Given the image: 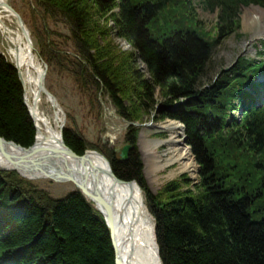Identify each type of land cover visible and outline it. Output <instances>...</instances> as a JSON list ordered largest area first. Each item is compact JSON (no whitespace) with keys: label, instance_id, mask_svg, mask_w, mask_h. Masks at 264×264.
<instances>
[{"label":"trees","instance_id":"16d2710c","mask_svg":"<svg viewBox=\"0 0 264 264\" xmlns=\"http://www.w3.org/2000/svg\"><path fill=\"white\" fill-rule=\"evenodd\" d=\"M171 1L176 0L38 3L48 17L60 16L68 24L74 55H60L68 65V71L66 67L60 71L68 72L78 93L90 97L97 114L98 95L103 93L119 116L134 123L135 110L148 116L159 95L166 103L159 118L184 125L199 178L187 191L180 190V183L188 187L190 182L181 178L158 195L146 188L133 126L125 137L133 147L128 159L118 162L114 153L106 154L119 179L135 180L143 190L162 264H264V108L247 109L251 96L243 89L253 78L250 75L262 73L263 68L251 72L246 64L239 65L219 71L215 81V76L207 75L214 48L239 28V5H247L248 0H206V9L219 8L215 38L197 25L170 22L164 13ZM105 15L136 53L127 54L124 62L128 82L120 80L123 70H112L113 59L101 48L100 40L111 35L98 26ZM156 22L159 28L153 26ZM38 41L40 57L49 69L61 67L49 44L39 37ZM136 63L146 69L147 78ZM135 94L137 104L129 107L127 100ZM180 99L181 106L169 107ZM239 110L242 116L234 117L232 113ZM35 134L18 73L0 55V136L29 147ZM63 139L77 155L87 149L71 127L63 131ZM221 144L235 151L223 150ZM231 156L233 160L228 159ZM239 160L244 161L243 168ZM17 176L0 173V202L15 206L12 225L5 219L0 222V264H115L109 230L81 194L72 191L53 199ZM4 214L5 210L0 217Z\"/></svg>","mask_w":264,"mask_h":264},{"label":"rangeland","instance_id":"374dc122","mask_svg":"<svg viewBox=\"0 0 264 264\" xmlns=\"http://www.w3.org/2000/svg\"><path fill=\"white\" fill-rule=\"evenodd\" d=\"M6 1L12 5L28 25L36 55L40 58L39 37V40L46 41L49 44V50L53 54H57L61 59L60 64H62V66L53 67L54 70L51 71L41 57L44 69L48 67L47 69L49 72H47L46 89L55 95L61 105L64 119L63 131L66 127H71L84 139L87 148L84 154L91 151L98 152L105 158H107L106 154L111 156V153H114L116 157H119L120 151L124 146H132L125 141V137L129 132V126H133L137 130L135 146L142 162V173L145 179V185L151 193L158 195L162 192L165 186L174 183L179 180V178H181V180L187 179L190 182L188 187H185L186 184L180 183L179 188L181 191H187L192 188L193 185L199 183L198 165L192 156L189 145H187L186 138H184L185 131L183 126H181L182 124L178 120L159 118V112L160 109H162V105H166L163 98L157 94L159 98L156 102L155 108L151 111V114L147 116L142 110H135V114L137 115H135L134 123H128L127 120L118 115L110 98L102 93L98 95V101L101 104V111L97 114V109L92 106V100L90 97L87 94L81 95V93H78L75 90L76 84H73V80L67 72V62L64 60V57L60 56L63 53L74 55V38L68 24L60 16L48 17V14L44 12L42 7H40L41 4L39 5L38 0ZM114 11L117 12V10ZM164 15L170 22L183 21V25H197L199 31L207 33L208 35L213 34L212 36L214 38L217 35L215 28L218 11L206 9L204 5L200 3V0L171 1ZM191 17L192 20H190ZM239 19L241 22V28L238 33L241 37L238 35H230L214 48L212 58L213 65L212 68L207 71V75L210 74L211 77L215 76L214 81L218 78V74L221 73H219V71L232 69V65L238 56L242 55L247 59L250 58L254 61V59L258 58V52H264V50L260 49V42H262V49H264V11L257 9L256 7L243 8L239 12ZM6 23L10 27L19 29L14 17H11L10 21L7 20ZM112 24L113 22L109 15L103 16L98 22V26L106 30L108 29L111 33L110 37L107 39L100 40L101 48L104 53L107 54L109 59H113L112 70L115 71L117 68L123 70L122 73H120V80H126V82H128L129 79L126 77L125 72V66L127 65L124 64V62H126L127 54L133 55L135 51L133 50L132 45L128 44L123 38L118 36L119 34L117 33L116 27H113ZM156 24L157 25L153 26H158L157 28H159L160 23L156 22ZM0 53H2L7 61L11 62V58L8 54V42L1 32ZM136 65L142 73H144L145 78H147L146 69L143 65L140 63H136ZM65 67L67 71H60V69H65ZM137 99V94L130 95L127 100L128 106L130 107L129 104H137ZM182 101L183 99L177 100V102H174L175 104L173 103V105L169 107L176 109L177 106H181ZM40 109L47 117H52V109L45 103L40 105ZM232 114L239 118V115L236 112ZM67 115L69 118H67ZM168 123H176L183 129H166L165 127ZM223 134H226V130ZM177 138L179 140L176 141ZM223 146V150L230 153L235 151L230 145ZM185 147L189 150V153L193 158L190 160L189 167H184L183 162L187 161L179 159L177 155L178 151H181ZM132 149L133 147L128 151L127 158ZM237 155L240 156L239 152ZM232 157L233 156L228 159L233 160ZM225 159H227V156H225ZM238 163L241 164L242 168L244 167V161L239 160ZM6 172L7 171L5 170H0V173ZM12 173L17 174L13 171ZM249 173L250 175L254 174L253 171H250ZM17 175L18 178L30 183L53 199L64 197L72 191L78 192L88 203L91 204L92 208L98 212V210L94 208L95 205L91 198L87 196L86 193L83 194V191L73 182L55 180L53 178H41L29 181L28 179L21 177L19 174ZM25 186H27V184ZM143 197L145 198L144 193ZM14 207H10L4 201L0 202V212H4L5 210V214L0 217V222L5 219L6 221H9L10 224L13 223V218L15 216ZM98 214L102 217V220L106 225L104 217L99 212Z\"/></svg>","mask_w":264,"mask_h":264},{"label":"bare ground","instance_id":"6f19581e","mask_svg":"<svg viewBox=\"0 0 264 264\" xmlns=\"http://www.w3.org/2000/svg\"><path fill=\"white\" fill-rule=\"evenodd\" d=\"M4 2L6 0H0V32L8 42L11 62L24 82V97L34 118L37 135L33 148L25 153H22L21 149L27 147L19 148L9 142H0L3 150L0 151V170L16 172L31 181L38 180L41 176H49L55 180L73 182L83 194L91 197L94 208L113 224L109 208L112 192L114 225L121 264H162L158 255L153 218L139 186L136 183L128 184L127 181L114 183L110 172H113L114 177H118L111 162L104 156H99L101 154L98 152L88 151L82 155L81 165L62 151L61 126L64 119L57 107L59 103L53 102L43 90V81H40V77L45 73L42 59L26 43L20 30L6 23L13 14L4 6ZM42 103L52 109L51 118L41 111ZM165 128L181 129L176 123H168ZM177 155L179 159L187 161L183 162L184 167L190 166V160L193 158L186 147L179 150ZM116 158L118 162L121 161L120 157Z\"/></svg>","mask_w":264,"mask_h":264},{"label":"water","instance_id":"95a60500","mask_svg":"<svg viewBox=\"0 0 264 264\" xmlns=\"http://www.w3.org/2000/svg\"><path fill=\"white\" fill-rule=\"evenodd\" d=\"M4 6L6 7V8H8L11 12H12V14H13V16L16 18V21H17V23H18V26H19V28H20V31H21V33H22V35H23V37H24V39H25V41H26V43H28V45L31 47V48H33L34 49V46H33V43H32V40L30 39V33H29V30L27 29V27H26V25H25V23H24V21L22 20V18H21V16L7 3V2H4ZM15 67V66H14ZM15 69H16V71L18 72V75H19V78H20V81H21V83H22V87H23V97H24V93H25V90H24V82H23V80H22V78H21V76H20V73H19V71L17 70V68L15 67ZM45 76H46V71H45V73H44V75H42V77H40V81L42 80L43 81V85L45 86ZM44 86H42L43 87V90H44V92H45V94L47 95V96H50L51 98H52V101L54 102H57V104H58V101H57V99L46 89V87L44 88ZM24 104H25V106H26V108H27V110H28V113H29V116H30V118H31V120H32V122H33V124H34V128H35V130H36V135H37V127H36V125H35V122H34V118L32 117V114H31V112H30V109H29V107H28V105H27V103H26V100H25V97H24ZM59 105V104H58ZM58 107V109H59V111H60V113L62 114V109H61V107H60V105L59 106H57ZM63 116V115H62ZM61 129H63V124H62V126H61ZM63 139V138H62ZM0 142H8V141H5L2 137H0ZM9 143H12V144H14V145H16L15 143H13V142H9ZM62 145H63V152H64V154H66V155H68L69 157H71V158H73V159H75L76 161H78L77 163L78 164H81V165H83L81 162H82V158H81V156H79V155H77L76 153H74L71 149H69L67 146H66V144L64 143V141H62ZM19 146V145H18ZM33 146H34V144L31 146V147H29V148H27V149H21L22 151V153H25V152H27L28 150H30V149H32L33 148ZM19 148H21V146H19ZM129 150H131V146L130 145H126V146H124L123 148H122V150L120 151V154H119V157H120V160L121 161H124V160H127V154H128V151ZM0 151L1 152H3V150H2V148L0 147ZM99 155V154H98ZM99 156H103V155H99ZM113 172H110V176L113 178V180H114V183L116 182V183H125L126 181H123V180H120V179H118V178H116V177H114L113 176V174H112ZM40 178H51V177H47V176H41ZM128 184H132V183H136V182H134V181H130V182H127ZM142 191V190H141ZM90 197V196H89ZM91 198V197H90ZM109 208H110V213L112 214V218L113 219H111L112 221H113V224L110 222V220L108 219V218H106V217H104V219H105V222H106V225H107V227H108V230H109V234H110V239H111V243H112V247H113V251H114V255H115V264H121V261H120V259H119V254H118V244H117V240H116V231H115V222H114V207H113V193L111 192L110 193V199H109Z\"/></svg>","mask_w":264,"mask_h":264}]
</instances>
